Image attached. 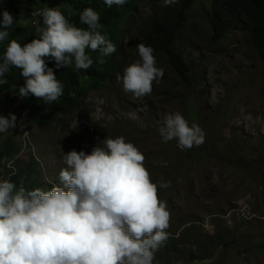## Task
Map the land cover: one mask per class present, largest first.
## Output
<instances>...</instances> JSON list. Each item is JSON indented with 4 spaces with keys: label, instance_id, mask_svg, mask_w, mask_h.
Masks as SVG:
<instances>
[{
    "label": "rangeland",
    "instance_id": "1",
    "mask_svg": "<svg viewBox=\"0 0 264 264\" xmlns=\"http://www.w3.org/2000/svg\"><path fill=\"white\" fill-rule=\"evenodd\" d=\"M143 1L132 13L136 23L130 27V36L122 39L124 48L137 30L148 25L147 18L141 19L147 10ZM208 3L196 2L177 35L176 51L188 66V83L173 72L162 55L154 53L164 75L159 83H153L152 93L135 98L124 92L118 77L139 58L134 52L121 59L117 77L103 92L86 96L82 110L58 119L47 129L28 122L37 134L30 137L23 161L38 168L41 165L44 184H58L59 172L66 167L64 153L78 144L79 151L90 153L106 136L123 135L145 155L144 164L153 182L161 178L171 182L170 187L158 188V196L167 202L170 226L166 231L176 242L168 249L160 248L154 264H264V62L243 29L230 33L219 44L209 42ZM55 8L61 11L59 6ZM7 104L1 107L2 114L12 109L24 118L26 109L21 102ZM147 110L155 114L154 119ZM175 112L189 124L201 126L205 132L201 146L182 150L176 140L162 142L158 129L165 116ZM194 112L197 115L193 117ZM239 157H249L255 166L238 169L235 166L245 162L236 161ZM191 225L197 231L180 242L182 230Z\"/></svg>",
    "mask_w": 264,
    "mask_h": 264
},
{
    "label": "clouds",
    "instance_id": "2",
    "mask_svg": "<svg viewBox=\"0 0 264 264\" xmlns=\"http://www.w3.org/2000/svg\"><path fill=\"white\" fill-rule=\"evenodd\" d=\"M127 2L104 0L109 8ZM162 2L170 6L179 0ZM40 14L46 27L39 38L23 46L16 39L7 44L0 62V85L8 83L4 77L10 67L18 68L24 80L18 95L52 104L63 95V85L46 58L53 60L56 68L74 62L76 69H88L93 60L86 49L99 51L97 63L103 65L104 57L116 52V45L98 30L100 15L91 7L79 17L86 28L70 23L57 8H44ZM0 16L3 42L16 20L7 10ZM135 23L133 17L129 27ZM136 48L139 58L126 66L118 79L124 92L142 98L152 93L153 83H159L164 69L157 66L152 46L138 43ZM116 69L107 85L117 77ZM46 117L52 124L66 118L57 117L52 110ZM16 124L15 114L0 115V133ZM158 131L162 142L176 140L182 150L205 142L201 126L189 124L180 112L166 115ZM77 146L64 153L66 167L59 172L58 184L48 185L46 190L27 188L23 183L18 186L10 177L0 180V264H154L160 248L174 246L176 239L166 231L170 226L167 202L158 196V188L170 187L171 182L151 180L145 155L138 147L123 135L106 136L90 153ZM38 176L43 182L42 171ZM196 228L185 227L180 242L192 237Z\"/></svg>",
    "mask_w": 264,
    "mask_h": 264
},
{
    "label": "trees",
    "instance_id": "3",
    "mask_svg": "<svg viewBox=\"0 0 264 264\" xmlns=\"http://www.w3.org/2000/svg\"><path fill=\"white\" fill-rule=\"evenodd\" d=\"M28 1L30 3H27V0H25L24 3L17 2V0H0V13H2L5 9L9 12H15V10L18 8L16 12H21V14L24 15L30 12H38L37 9H42V6H47L48 4H50L49 2L43 0H38L39 3L37 0ZM194 1L195 0H179L178 3L171 4L170 6H165L162 0H144L143 6L147 10L145 12L146 16L144 17L143 15H141V19L147 18L148 25L143 30H137L134 39L125 48V44L122 42V39L130 33V27L128 26L129 20L131 19L132 13L142 3V0H128V2L123 6L113 5L111 8L105 5L104 0H57L58 4L52 3L51 5H49L48 7L50 8H55L59 6L65 16L69 18L70 23L82 28H86L87 26L81 24L79 19L80 14L86 8H93L100 15V28L98 30L101 32L102 35H106V37L116 45V52H114L115 55L111 54L109 55L110 57H104V59L106 58V64L103 65L97 63V58L100 57L99 51H91L90 49H86L87 54L93 60L92 66L88 69H76L72 65L56 68L55 62L51 59L46 58V63L48 64V67L53 68L55 74L57 75V79H60L65 83L66 95L63 99H68L67 102H65L66 100H61L56 105L54 104L51 107L52 109L50 110L56 113L58 112V114H61L62 111L65 110L66 113H62V115L69 116L71 112H73L75 108L79 106L80 103L84 101V99H86L88 93L104 89L105 86L112 81L114 77V75L112 74H114L115 68H117V65H120L122 61H120V59H126L132 56L133 54L137 53L136 46L138 43H144L146 45L152 46L156 54L162 55L166 59L168 66L173 70V72L177 76H182L184 80H190V78H188V76L190 77L189 69H187L188 66L183 56H181L182 54L176 51L177 46L175 47L173 43H175L174 40L176 39V35L178 34L177 32H179L183 28L185 24L184 22L187 20L189 13L196 6V2H198L199 0L195 2ZM34 3L37 4L35 5ZM34 6L36 7L34 8ZM8 7H10L11 10ZM30 7L33 8L31 9ZM16 12L15 14H17ZM15 14L11 15L16 21L22 20L24 22V25L21 27H17L16 33L18 35L16 34L14 36L15 38L10 35L9 38L4 42L9 43L11 39H16L17 42H19L23 46V44L30 42L32 39L39 38L41 31L46 26L39 28V30L33 28L29 29L27 23L30 22L29 20H32L33 16L29 14L26 15L24 18L20 19L21 14ZM173 15L175 17H173ZM181 16L183 17L182 19H180ZM241 16L243 19L241 18ZM0 19H2V16H0ZM205 20L206 22H208L210 27L209 42L212 45H216L217 43H219L220 40L226 38L229 35L228 32L231 31L230 33H232L238 28H240L248 33V43L252 46V48L264 62V0H209ZM125 22L126 24H124ZM19 23L20 22H18L17 25H19ZM240 23H243V27L240 26ZM237 24L239 25L237 26ZM225 27L227 28L225 29ZM249 28L251 30H249ZM5 50L6 47L0 46V62H2L3 57V54L1 53L5 52ZM112 66H114V69ZM99 71H101L102 73ZM8 79L11 81L13 79V82H8L7 86H12L14 84H24L22 80L23 77L20 74H12L10 78L8 77ZM82 88L84 89V91L82 90ZM78 90L80 91L79 93ZM78 95L79 97H76ZM26 98L35 102L38 100L37 98L31 95ZM62 102L64 105L62 104ZM66 103L69 104L67 105ZM146 113L151 119L155 118V114L151 110H147ZM191 115H193L194 117L197 115V113L194 112ZM236 161H245L243 165L235 166L240 170L245 168L249 169L255 166L249 157H239ZM37 181L39 182V184L36 183L35 187H48V185L42 182L41 177L38 176Z\"/></svg>",
    "mask_w": 264,
    "mask_h": 264
},
{
    "label": "bare ground",
    "instance_id": "4",
    "mask_svg": "<svg viewBox=\"0 0 264 264\" xmlns=\"http://www.w3.org/2000/svg\"><path fill=\"white\" fill-rule=\"evenodd\" d=\"M38 1V0H37ZM196 1V0H195ZM194 1V2H195ZM10 2V1H9ZM8 2V3H9ZM17 2H20V3H24L25 2V0H17ZM16 2V3H17ZM29 1L27 0V3H28ZM156 2H158V1H156ZM30 3V2H29ZM38 3H39V1H38ZM52 3H57L58 4V2H57V0H52L51 2H50V4H48L47 6H43L42 7V9H44V8H47L49 5H51ZM12 4V3H11ZM35 4V3H34ZM37 4V3H36ZM35 4V5H36ZM193 4V3H192ZM29 5V4H28ZM31 5H33V4H31ZM161 5V4H160ZM195 6V5H194ZM36 6H34V8H35ZM39 7V6H38ZM9 9H10V7H8ZM31 8V7H30ZM33 8V7H32ZM31 8V9H32ZM11 9H12V6H11ZM10 9V10H11ZM18 9V8H17ZM16 9V10H17ZM42 9H37L38 10V14H35L36 12H33V13H28V14H24V15H22L21 14V12L19 13V12H16V10H15V12L17 13V14H15V12L14 11H10V13L11 14H15V15H20L21 14V16H20V19H22V18H24L26 15H31V16H33V18H32V20H29L30 22H28L27 23V26H28V28L29 29H31V28H33V29H38V28H41V27H43V26H45L44 25V23L42 24V22H43V16L40 14L41 13V10ZM160 9V8H159ZM174 9V8H173ZM6 10V9H5ZM165 10V9H164ZM189 10V9H188ZM234 10V9H233ZM237 10V9H236ZM30 11V10H29ZM161 11V10H160ZM24 12V11H23ZM165 12V11H164ZM189 12V11H188ZM211 12V11H210ZM174 13V12H173ZM179 13V12H178ZM237 13V12H236ZM161 14V13H160ZM185 14V13H184ZM166 15V14H165ZM168 15V14H167ZM187 15V14H186ZM184 16V15H183ZM210 16V15H209ZM244 16V15H243ZM165 17V16H164ZM173 17H175L174 15H173ZM179 17V16H178ZM185 17V16H184ZM211 17V16H210ZM233 17V16H232ZM183 17L181 16V18L180 19H182ZM234 18V17H233ZM236 18H238V17H236ZM241 18H242V16H241ZM186 19V18H185ZM243 19V18H242ZM208 20V19H207ZM241 20V19H240ZM167 21V20H166ZM233 21V20H232ZM235 21V20H234ZM238 21V20H237ZM243 21V20H242ZM18 22H20L19 23V25H17L18 24ZM182 22H184V21H182ZM165 23V22H164ZM168 23V22H167ZM185 23V22H184ZM124 24H126V22L124 23ZM123 24V25H124ZM232 24V23H231ZM236 24V23H235ZM243 24V23H242ZM246 24H247V22H246ZM245 24V25H246ZM24 25V22L22 21V20H18V21H16L15 22V24H14V26H13V28L10 30V35L13 37V38H15L14 36L17 34L16 33V29H17V27H21V26H23ZM239 24H237V26H238ZM126 26V25H125ZM129 26V25H128ZM182 26V25H181ZM228 26V25H227ZM236 26V25H235ZM243 27V26H242ZM227 27H225V29H226ZM229 28V27H228ZM231 28V27H230ZM237 28V27H236ZM122 29H123V27H122ZM127 29V28H126ZM232 29V28H231ZM240 29V28H239ZM245 29H246V27H245ZM130 30V29H129ZM236 30V29H235ZM249 30H251L250 28H249ZM123 32V31H122ZM231 32V31H230ZM230 32H228L229 34H230ZM124 33V32H123ZM125 33H127V32H125ZM177 33H179V32H177ZM176 33V34H177ZM18 35V34H17ZM178 35V34H177ZM177 35H176V39H175V43H176V40H177ZM125 36V35H124ZM129 36H130V34H129ZM228 38V37H227ZM131 39V38H130ZM129 39V40H130ZM221 41V40H220ZM219 41V42H220ZM7 44H8V42H0V46H3V47H6L7 46ZM219 44V43H218ZM173 45H174V43H173ZM215 45V44H214ZM252 47V46H251ZM123 49V48H122ZM175 49V48H174ZM254 51V50H253ZM257 51V50H256ZM119 53V52H118ZM1 54H4V52H2ZM114 54V53H113ZM112 54V55H113ZM179 54V53H178ZM115 55V54H114ZM119 56V55H118ZM182 56V55H181ZM110 57V56H109ZM111 57H113V56H111ZM260 57V56H259ZM116 58V57H115ZM121 58V57H120ZM98 59V58H97ZM106 59V58H105ZM118 59V58H117ZM116 59V60H117ZM108 60V59H107ZM112 60V59H111ZM111 60H110V62H111ZM94 61H95V59H94ZM120 61H121V59H120ZM108 62V61H107ZM119 62V61H118ZM117 62V63H118ZM74 63V62H73ZM170 63V62H169ZM106 64V63H105ZM115 64V63H114ZM113 64V65H114ZM185 64V63H184ZM110 65V64H109ZM72 66L73 67H75L74 66V64H72ZM105 67V66H104ZM113 67V69H114V66H112ZM111 67V68H112ZM117 67H118V65H117ZM99 68V67H98ZM14 69V70H13ZM188 69V68H187ZM82 70V69H81ZM103 70V69H102ZM110 70V69H109ZM20 69H18V68H14V67H10V70H9V72L8 73H6L5 74V77H4V79H6L9 83L10 82H13V79H12V81L11 80H9L8 79V77L10 78V76L12 75V74H20ZM104 71V70H103ZM115 71V70H114ZM188 71V70H187ZM77 72V71H76ZM99 72H101V71H99ZM57 73V72H56ZM102 73V72H101ZM115 73V72H114ZM86 75H88V74H86ZM112 75H114V74H112ZM89 77V76H88ZM98 77V76H97ZM100 77H101V74H100ZM182 77V76H181ZM90 78V77H89ZM188 78H190L189 76H188ZM16 79V78H15ZM14 79V80H15ZM91 79V78H90ZM19 80V79H18ZM23 80V79H22ZM61 83H62V85H63V95L61 96V97H59L58 98V100L57 101H55V102H53L52 104H48V103H46L43 99H38L36 102L35 101H32V100H30V99H27V98H22V97H20L19 95H18V92H19V86H23V85H20V84H17V85H12V86H7V84L8 83H6V84H4V85H0V98H1V104H0V109H1V107H4L7 103H18V102H21L22 103V105L25 107L24 109H26V115L24 116V118L23 117H21V116H23V115H19V114H15L13 111H12V109H8L7 111H6V113L5 114H2L1 113V111H0V113L3 115V116H5V117H8L9 116V114L10 113H12V114H15L16 115V117H17V124H16V127L15 128H13V129H9L6 133H0V180H2V179H7V178H11V180L14 182V183H16L18 186L21 184V183H23L24 184V186L25 187H27V188H35V184L36 183H38L39 184V182L37 181V172H39V171H42L43 169H42V167H41V165H40V167H41V169H40V167L38 168V167H36L31 161L29 162V163H27V164H24V163H26V162H24L23 161V154L26 152V151H28V141H29V139H30V137L32 136V135H34V134H37V133H33L31 130H30V126H32V124L34 123V124H36L39 128H40V130L41 129H47V128H49V127H51L52 126V121L50 120V119H48L47 117H46V114L48 113V111L50 110V109H52L51 107L55 104H57L58 102H60L61 100L63 101V100H66V99H63L64 98V96L66 95V86H65V83L63 82V81H61L60 79H58ZM95 81H96V79H95ZM189 80H187L186 82H188ZM15 82H17V81H15ZM23 82H24V80H23ZM22 82V83H23ZM21 83V84H22ZM12 84V83H11ZM98 86V85H97ZM72 87V86H71ZM74 88V87H73ZM83 88H85V87H83ZM82 88V90L84 91V89ZM87 88V87H86ZM77 89H78V87H77ZM88 89V88H87ZM76 90V89H75ZM89 90H90V88H89ZM70 91H71V89H70ZM74 91V90H73ZM76 92V91H75ZM74 92V93H75ZM80 91L78 90V93H79ZM103 92V91H102ZM90 93H94V92H90ZM89 94V93H88ZM87 94V95H88ZM74 95V94H73ZM76 97H79V95L78 96H76ZM68 100V99H67ZM67 100L65 101V102H67ZM85 100V99H84ZM76 103V102H75ZM82 103V102H81ZM81 103H80V105L79 106H77L76 104V108H75V110L73 111V112H71V114L70 115H72V114H74L75 112H77L78 110H79V108L81 107ZM43 104H45V105H43ZM62 104H63V102H62ZM67 104V103H66ZM69 104V103H68ZM67 104V105H68ZM8 105V104H7ZM11 105V104H10ZM21 105V106H22ZM64 105V104H63ZM21 106H20V108H21ZM58 106V105H57ZM62 106V105H61ZM223 106H225V105H223ZM15 107V106H14ZM55 107V106H54ZM53 107V108H54ZM60 107V106H59ZM67 108V107H66ZM219 108V107H218ZM218 108H216V109H218ZM3 109V108H2ZM1 109V110H2ZM5 109V108H4ZM22 109V108H21ZM56 109V108H55ZM18 110V109H17ZM62 110H64V109H62ZM61 110V111H62ZM219 111V110H218ZM220 112H222V111H220ZM62 113H66L65 112V110L64 111H62ZM62 113L61 114H58V112L56 113V116L57 117H68V115L67 116H65V115H62ZM236 113V112H235ZM0 114V115H1ZM234 114V113H233ZM69 115V116H70ZM220 115H221V113H220ZM226 116V115H225ZM232 116V115H231ZM214 117H215V115H214ZM220 117V116H219ZM216 119V118H215ZM228 119V118H227ZM65 120V119H64ZM226 120V119H225ZM58 121V120H57ZM196 121H198V120H196ZM233 121V120H232ZM28 122H33V123H30V125L29 126H27V123ZM219 122V121H218ZM228 122V121H227ZM239 123V122H238ZM55 124V123H54ZM63 124V123H62ZM65 124V123H64ZM222 124H223V122H222ZM66 125V124H65ZM234 125V124H233ZM57 126V125H56ZM59 126V125H58ZM220 126V125H219ZM236 126V125H235ZM33 127V126H32ZM53 127V126H52ZM67 127V126H66ZM39 128H36V129H39ZM64 128V127H63ZM57 129V128H56ZM209 129V128H208ZM222 129V128H221ZM220 129V130H221ZM58 130L60 131V129L58 128ZM67 130H68V128H67ZM33 131H35V129L33 130ZM38 131V130H37ZM47 131V130H46ZM56 131V130H55ZM58 132V131H57ZM27 134V136H26V138L25 139H22V138H19V137H22L23 135H26ZM39 133V132H38ZM62 133V132H61ZM65 133V132H64ZM234 133V132H233ZM53 134V133H52ZM47 135V134H46ZM58 135V134H57ZM63 137H65V136H63ZM24 138V137H23ZM35 139V138H34ZM33 139V140H34ZM59 139V138H58ZM70 139V138H69ZM69 139H67V140H69ZM73 139V138H72ZM51 141H52V139H51ZM49 142H50V140H49ZM48 144V143H47ZM51 144V143H50ZM62 144V143H61ZM58 146V145H57ZM70 146V145H69ZM72 146V145H71ZM46 147V146H45ZM47 148V147H46ZM66 149V148H65ZM67 150H68V148H67ZM38 151H39V148H38ZM30 152V151H29ZM30 153H32V152H30ZM60 153V152H59ZM62 153V152H61ZM36 156V155H35ZM42 157H43V155H41ZM40 156V157H41ZM56 157V156H55ZM32 158H35V157H32ZM38 158V157H37ZM36 160V159H35ZM45 160V159H44ZM63 160V159H62ZM56 161V160H55ZM59 161H60V158H59ZM36 162V161H35ZM37 163V162H36ZM35 163V164H36ZM57 163V162H56ZM45 167V166H44ZM48 167V166H47ZM47 172H48V170H46ZM46 177V176H45ZM258 184V183H257ZM42 188V187H41ZM42 189H44V187L42 188ZM44 190H46V189H44ZM263 223H264V221H263ZM220 237V236H219ZM219 240V239H218ZM218 240H216V241H218ZM232 240V239H231ZM220 241V240H219ZM238 242V241H237ZM223 243V242H222ZM230 244V243H229ZM213 245V244H212ZM211 246V245H210ZM223 246V245H222ZM226 247V246H225ZM260 247V246H259ZM258 247V248H259ZM264 247V246H263ZM210 250V249H209ZM261 250V249H260ZM264 250V249H263ZM212 251V250H211ZM238 251V250H237ZM257 251V250H256ZM234 252V251H233ZM208 253V252H207ZM263 253V252H262ZM210 254H211V252H210ZM254 254V253H253ZM264 254V253H263ZM212 255V254H211ZM231 255V254H230ZM229 255V256H230ZM238 255V254H237ZM159 257H160V255H159ZM226 257V256H225ZM234 257H235V255H234ZM207 258V257H206ZM238 258V257H237ZM232 259H234V258H232ZM225 260V259H224ZM228 260V259H227ZM161 261H163V260H161ZM165 261V260H164ZM154 262H157V261H154ZM212 262H213V260H212ZM217 262V261H216ZM233 262V261H232ZM161 263V262H160ZM205 263V262H204ZM208 263V262H207ZM215 263V262H214ZM236 263V262H235ZM156 264V263H155Z\"/></svg>",
    "mask_w": 264,
    "mask_h": 264
}]
</instances>
